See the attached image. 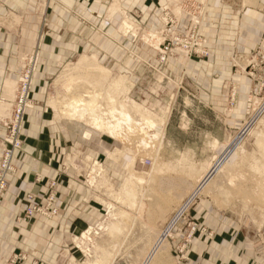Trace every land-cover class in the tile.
<instances>
[{
	"label": "rangeland",
	"instance_id": "obj_1",
	"mask_svg": "<svg viewBox=\"0 0 264 264\" xmlns=\"http://www.w3.org/2000/svg\"><path fill=\"white\" fill-rule=\"evenodd\" d=\"M34 1L30 10L0 2V17L35 15ZM207 4L165 0L152 22L116 2L109 21L103 6L45 0L34 40L26 48L16 37L4 56L12 95L0 98V201L15 155L30 145L28 117L41 110L64 146L54 161L87 188L82 204L92 214L64 234L60 264H151L161 245L184 263L199 258L194 247L220 244L226 226L248 236L250 264H264V26L250 25V48L216 46L218 34L203 29ZM190 60L212 70L197 79L177 70ZM23 83L27 101L17 107ZM80 100L94 108L68 117ZM92 119L118 127L110 134ZM230 145V159L199 187ZM58 183L49 180L37 201L27 193L16 221L55 217Z\"/></svg>",
	"mask_w": 264,
	"mask_h": 264
},
{
	"label": "crops",
	"instance_id": "obj_2",
	"mask_svg": "<svg viewBox=\"0 0 264 264\" xmlns=\"http://www.w3.org/2000/svg\"><path fill=\"white\" fill-rule=\"evenodd\" d=\"M64 1L71 4L76 2V4L89 5L93 9L97 6H103L104 9H107L105 15L109 14L108 20L110 21L114 19L116 2H119L126 9H134L133 14H138L141 19L152 20L165 0ZM0 2L3 3L2 6L5 5L8 9L20 6L30 10L31 5V0H0ZM238 3V1L233 3L232 1L208 0L203 29L218 34L216 46L221 40L220 44L226 48L232 45L240 47L241 43L250 48V25L261 28L264 26L260 22L264 18V0H244V4H242L245 7L242 5L241 9L238 7ZM37 4L35 0L34 6L36 5L38 9V12L35 11V15L28 14V10H23L20 14L8 10L6 16L0 17V28H2L0 29V98L5 95L4 97L8 99L12 95V81L9 80L10 72L6 70L7 66L4 65L3 58L7 52L9 53L14 48L12 42L18 41L16 37L23 40L22 44L25 47L28 46L27 41L34 40L33 33L39 28L41 9L43 4L45 5V0H37ZM223 23H229L230 30ZM203 66L190 60L184 67L177 70L184 69L183 71L187 73L188 77L193 76L197 79L202 70L209 72L212 70H206ZM198 79L202 81L201 78ZM213 95L215 94L211 92V96ZM43 119L45 118L42 117V110L29 115L25 135L30 140V145L24 144L22 151L15 155L16 170L9 178L8 189L0 201V264L10 262L17 264L13 256L18 251H24L28 255L26 260L19 261L18 264H60L61 259L58 253L63 243L64 234L70 233L78 220L87 223L90 214H92V208L82 204L85 201L87 188L78 184L76 178L69 174L66 169L61 172V166L54 161L53 154L55 153L53 152H56V160H58L59 154L64 150V146L60 145V140L56 139L54 135L58 127L53 123L49 125L48 121L43 122ZM43 126H47L51 132L45 136H48L47 139L42 138L45 134ZM36 177H40L41 182L31 186ZM56 178L59 179L56 201L59 209L58 214L52 219L35 215L29 220L16 221L26 204L25 195L32 192L36 201L42 199L48 181ZM221 230L222 232L218 235L220 244L214 243L211 247L207 246L204 249L194 247L195 251L201 252V254L197 253L199 258L190 254L191 257L188 262L177 263L167 251L166 245L162 246L161 243V247L159 246V250L157 249L158 252L154 253L157 255L155 257L153 255L155 259L151 264H197L198 262L205 264H250V240L248 236L234 227L226 226Z\"/></svg>",
	"mask_w": 264,
	"mask_h": 264
},
{
	"label": "bare ground",
	"instance_id": "obj_3",
	"mask_svg": "<svg viewBox=\"0 0 264 264\" xmlns=\"http://www.w3.org/2000/svg\"><path fill=\"white\" fill-rule=\"evenodd\" d=\"M90 101V100H89ZM88 101V102H89ZM88 102H85V100H80L78 103L76 102V101H74V103L73 104H69V107H70V110H69V112L67 113V116L68 117H70V118H74V117H77V118H82L83 117V115H84V109H77V108H79L78 106L79 105H81V106H85ZM87 105H89L90 107H91V109H93L94 107L92 106V104H90V102H89V104H87ZM124 117L126 118V119H128V122H131L130 121V118L128 117V115H127V113H124ZM143 117V116H142ZM148 122H149V120H148ZM91 124L93 125V126H95V127H100L101 125L103 126H105V128H108V129H110V130H107L108 131V133L110 132V134L111 133H113V130L114 131H116V129H117V127H118V123H116L115 125L114 124H111L110 123V121H101V122H97L96 121V119H92L91 120ZM149 124H150V122H149ZM151 125H152V122H151ZM150 125V126H151ZM101 129V128H100ZM143 131V130H142ZM139 132V131H138ZM115 133V132H114ZM142 133V132H141ZM231 146V145H230ZM230 146H228L226 149L225 148H223L222 149V152H223V154H222V156L218 159V161L213 165V167L210 169V171L208 172V174L206 175V178L203 180V182H201V184L199 185V187L203 184V183H205L206 182V180H207V178L211 175V173H213L214 172V170H217L218 168H219V164H220V166H221V164L223 163V161H225L226 159H228V152L230 153L231 152V149H229V148H232V146L230 147ZM225 149V150H224ZM220 152H221V150H220ZM225 157H227V158H225ZM224 158H225V160H224ZM229 159H230V157H229ZM228 159V160H229ZM199 187H198V189H199ZM185 205H186V203L183 205V207L181 206L180 208H181V210L185 207ZM180 210V209H179ZM178 211V210H177ZM179 212L180 211H178L177 212V214L174 216V218L173 219H175V217L179 214ZM168 228H169V226H168ZM167 233V228L163 231V234H161V235H159V240H164V238H165V234Z\"/></svg>",
	"mask_w": 264,
	"mask_h": 264
},
{
	"label": "built area",
	"instance_id": "obj_4",
	"mask_svg": "<svg viewBox=\"0 0 264 264\" xmlns=\"http://www.w3.org/2000/svg\"><path fill=\"white\" fill-rule=\"evenodd\" d=\"M197 16L199 15L197 14ZM25 85H26L25 83L22 84V89L20 90L19 97L17 99V107H20L21 104H24L27 101V88L25 87ZM1 183H3L5 188V179L0 176V190H1ZM8 264H13V262H10Z\"/></svg>",
	"mask_w": 264,
	"mask_h": 264
}]
</instances>
